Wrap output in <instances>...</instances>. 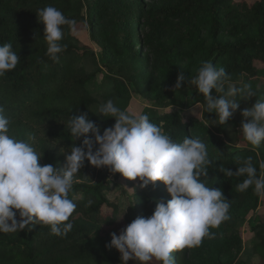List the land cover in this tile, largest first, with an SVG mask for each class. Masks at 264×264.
Masks as SVG:
<instances>
[{"label": "trees", "instance_id": "1", "mask_svg": "<svg viewBox=\"0 0 264 264\" xmlns=\"http://www.w3.org/2000/svg\"><path fill=\"white\" fill-rule=\"evenodd\" d=\"M47 6L76 21L74 30L62 28L66 50L58 54V62L46 55L45 26L36 16ZM80 26L87 27L98 53L80 45L74 35ZM9 42L20 62L0 77V106L10 120V136L35 138L28 142L41 156V165L63 166L70 147L82 145L83 137L70 136L71 116L86 114L102 134L115 123L96 115L103 101L111 99L124 109L129 87L146 101H160L176 89L181 72L185 84L180 89L195 95V86L186 82L205 61L223 67L237 87L251 83L256 92L253 105L264 98V87L255 85L264 77V0H0V44ZM98 73L101 83L96 82ZM194 103L202 107V121L192 113L172 111L151 117L150 122L176 142L192 136L205 143L214 162L206 182L230 201V218L210 229L214 239L204 238L198 247L174 252L175 264H255L254 258L264 264V212H257L262 193L254 192V186L238 191L236 186L245 177H224L219 171L221 165L235 172L237 160L251 156L260 176L264 143L253 149L232 147L204 125L215 113H208L203 94H197ZM90 167L85 161L69 193L76 204L69 219L73 228L64 236L52 235L45 225L0 233V264H121L119 252L106 248L111 234L118 236L135 218L150 216L156 201L166 203L171 197L159 181L141 188L139 179H126L134 205L122 208L105 195L110 189L108 172ZM96 171L99 175L93 180ZM248 219L252 237L245 248L229 222Z\"/></svg>", "mask_w": 264, "mask_h": 264}, {"label": "clouds", "instance_id": "2", "mask_svg": "<svg viewBox=\"0 0 264 264\" xmlns=\"http://www.w3.org/2000/svg\"><path fill=\"white\" fill-rule=\"evenodd\" d=\"M36 16L45 26L46 55L58 62V54L66 50L61 43L62 28L74 30L76 21L53 6L39 9ZM19 62L10 42L0 44V77L14 70ZM186 83L203 94L208 113L216 114L213 124H225L240 107L241 100L256 96L251 83L237 87L223 67L210 61L202 62L196 75ZM184 84L181 72L175 87L180 89ZM212 90L216 92L215 98L210 95ZM4 111L0 106V233L31 231L30 225H45L50 226L52 235H66L73 228L69 219L76 209L69 193L85 161L128 180L139 179L141 188L159 181L171 197L166 203L156 201L150 216L135 218L118 236L111 234L106 248L119 252L121 264H128L129 260L137 264H150L153 260L175 264L174 252L198 247L204 238L214 239L215 233L210 229L230 218V201L221 189L206 182L214 162L198 137L185 136L182 142H176L150 122L147 114L122 110L109 99L98 106L96 115L114 119L112 127L101 134V128L86 114L71 116L67 122L70 136L75 140L83 137L82 145L74 143L70 147L63 166L41 165V156L28 142L35 138L29 136L26 141L10 136V120ZM241 116L243 139L252 146H260L264 143V98L256 99ZM236 165L235 172L221 165L219 171L224 177H245L237 184L238 191L254 186V192L264 193V174L257 175L253 158L238 159ZM259 167L264 169V163Z\"/></svg>", "mask_w": 264, "mask_h": 264}, {"label": "rangeland", "instance_id": "3", "mask_svg": "<svg viewBox=\"0 0 264 264\" xmlns=\"http://www.w3.org/2000/svg\"><path fill=\"white\" fill-rule=\"evenodd\" d=\"M142 1L143 3H149V0ZM247 1L252 2L255 0ZM132 27L134 28L135 26ZM74 35L78 39L81 46L89 47L93 49L95 53L99 52V48L94 45L89 38L87 27H78L74 31ZM132 38L134 42L137 41L134 34L132 35ZM135 49H137V46H135ZM99 67L102 68L104 73L110 74V71H108L107 68L103 67L102 63H99ZM102 77V74L98 73L96 82L101 83L103 80ZM255 85L258 89L264 87V77L258 79ZM129 89L130 99L122 110H128L133 114H147L149 118L162 115L166 112L183 111L185 113H192L194 116L199 118L200 121H202V118L200 116L202 113V107L200 104L194 103V97L200 93L192 95L189 89H172L169 94L166 95L162 100L157 102H150L144 100L138 94H136L135 90L132 87H129ZM210 95L215 98L216 92ZM102 103L105 102L103 101ZM252 106V98L248 100H241L240 107L225 124H220L218 121L216 122V124H213L212 121H215L217 119L215 114L214 118L210 122L205 123L204 125L212 129V131L217 136L223 138L228 144H230L234 148L253 149L254 147L250 145L247 141H245L242 137V134L240 133L241 121L243 119L241 116V112L245 108H250ZM45 133L46 131L41 133L40 137L44 136ZM91 170H97V168L93 169L92 167H90V171ZM98 172H108L106 175V179L110 181V189L105 192V195L109 198V200L119 204L122 208H127L128 206L133 204V189L132 186L126 180V178L122 177L119 173L114 174L110 172L107 168H100L98 169ZM98 172L96 171L92 175L93 180L97 179L99 175ZM91 173L92 172L89 173V177L91 176ZM262 174H264V169ZM257 212H264V193H262L261 201ZM249 219L229 222L230 228L241 236L245 248L250 246V240L252 237V233L250 232L248 226ZM253 260L255 264H263V262L257 258H254ZM129 264H137V262L134 260H129ZM150 264H159V262L153 260L150 262Z\"/></svg>", "mask_w": 264, "mask_h": 264}]
</instances>
